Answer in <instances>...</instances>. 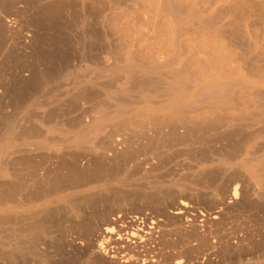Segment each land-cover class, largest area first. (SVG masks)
<instances>
[{
	"label": "bare ground",
	"instance_id": "1",
	"mask_svg": "<svg viewBox=\"0 0 264 264\" xmlns=\"http://www.w3.org/2000/svg\"><path fill=\"white\" fill-rule=\"evenodd\" d=\"M0 264H264V0H0Z\"/></svg>",
	"mask_w": 264,
	"mask_h": 264
},
{
	"label": "rangeland",
	"instance_id": "2",
	"mask_svg": "<svg viewBox=\"0 0 264 264\" xmlns=\"http://www.w3.org/2000/svg\"><path fill=\"white\" fill-rule=\"evenodd\" d=\"M173 238H177V236H174ZM194 243H196V242H194ZM175 252L174 253H176V254H179V252L178 251H180L179 249H177V250H174Z\"/></svg>",
	"mask_w": 264,
	"mask_h": 264
}]
</instances>
